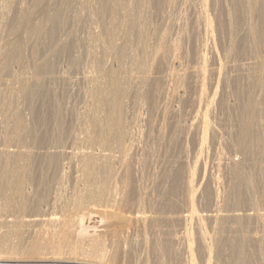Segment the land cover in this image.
Returning <instances> with one entry per match:
<instances>
[{
  "label": "bare ground",
  "instance_id": "obj_1",
  "mask_svg": "<svg viewBox=\"0 0 264 264\" xmlns=\"http://www.w3.org/2000/svg\"><path fill=\"white\" fill-rule=\"evenodd\" d=\"M195 241L264 264V0H0V264Z\"/></svg>",
  "mask_w": 264,
  "mask_h": 264
},
{
  "label": "rangeland",
  "instance_id": "obj_2",
  "mask_svg": "<svg viewBox=\"0 0 264 264\" xmlns=\"http://www.w3.org/2000/svg\"><path fill=\"white\" fill-rule=\"evenodd\" d=\"M85 66H86V64H85ZM85 66H84L83 68L86 69L87 67H85ZM72 90H73V92H76V91H77V87H76V85L73 86ZM143 112H144V111H143ZM142 116H143V117H142ZM145 116H147V115H146V112H144V114L141 115V122H143V120H144V122H145V118H146ZM144 117H145V118H144ZM144 122H143V124H145ZM191 137H192V135L190 134V135H189V138H188V141H187V142H190V143H188L187 154H191V155H192V151H191L192 149L190 148V147H192ZM190 144H191V145H190ZM188 149H190V150H188ZM189 152H190V153H189ZM209 152H210L209 154H207L208 151H207L206 153H204L203 156H202V158H204V160H203V161H205L204 163H207V162H208V163L206 164V165H207V168H208L209 170H211V169L213 168L212 166H214V165H213V159H214V157H213V155H210V154H212L211 150H209ZM206 154H207V155H206ZM208 155H209L210 157H209ZM208 158H210L211 160L208 159ZM236 158H238V156H236ZM207 159H208V160H207ZM209 163H211V164H209ZM204 181H205V179H204ZM203 203H204V201H203L202 203H199L198 205H200V206H204ZM258 234H260V232H258ZM129 240H130V239H129ZM179 243H180V245H179ZM177 244L179 245V247H180L181 250H182V245H181L182 243L178 241ZM197 244H198V243L195 241V243H194V247H195V249H196L197 263H198V264H203V263H202L203 259L200 257V255H199V253H198V251H197ZM130 245H131V244H130ZM183 254H184V255H183ZM183 254H182V258H183V261H184L183 263H184V264H187V262H188V260H187L188 258H187V257H188V256H186L185 253H183ZM185 256H186V257H185ZM186 258H187V259H186ZM186 260H187V262H186ZM123 261H124V260H123ZM123 263H128V260L124 261ZM134 263L142 264V261L139 259V260H137V261H134L132 264H134ZM212 263H213V264H217V263H218V262L216 261V258H213ZM129 264H130V263H129ZM218 264H222V263H218Z\"/></svg>",
  "mask_w": 264,
  "mask_h": 264
}]
</instances>
